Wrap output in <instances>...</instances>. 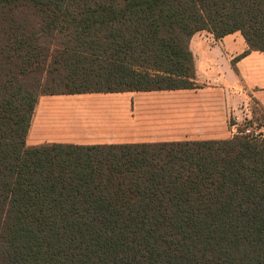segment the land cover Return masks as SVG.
Wrapping results in <instances>:
<instances>
[{
  "label": "trees",
  "instance_id": "16d2710c",
  "mask_svg": "<svg viewBox=\"0 0 264 264\" xmlns=\"http://www.w3.org/2000/svg\"><path fill=\"white\" fill-rule=\"evenodd\" d=\"M264 0H0V264H264V140L43 143L42 95L188 88L190 40Z\"/></svg>",
  "mask_w": 264,
  "mask_h": 264
},
{
  "label": "crops",
  "instance_id": "0c3cea01",
  "mask_svg": "<svg viewBox=\"0 0 264 264\" xmlns=\"http://www.w3.org/2000/svg\"><path fill=\"white\" fill-rule=\"evenodd\" d=\"M189 46L192 87L42 95L28 145L224 140L237 134L264 140V50L251 49L241 31L221 38L200 31Z\"/></svg>",
  "mask_w": 264,
  "mask_h": 264
},
{
  "label": "rangeland",
  "instance_id": "374dc122",
  "mask_svg": "<svg viewBox=\"0 0 264 264\" xmlns=\"http://www.w3.org/2000/svg\"><path fill=\"white\" fill-rule=\"evenodd\" d=\"M245 123H247V122H245ZM253 133H255V130L252 131V134H253ZM259 138H260V137H259Z\"/></svg>",
  "mask_w": 264,
  "mask_h": 264
}]
</instances>
